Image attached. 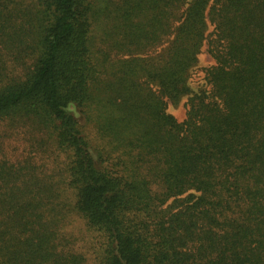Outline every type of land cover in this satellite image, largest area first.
<instances>
[{
  "label": "trees",
  "instance_id": "1",
  "mask_svg": "<svg viewBox=\"0 0 264 264\" xmlns=\"http://www.w3.org/2000/svg\"><path fill=\"white\" fill-rule=\"evenodd\" d=\"M3 127L0 264H264V0H0Z\"/></svg>",
  "mask_w": 264,
  "mask_h": 264
},
{
  "label": "rangeland",
  "instance_id": "2",
  "mask_svg": "<svg viewBox=\"0 0 264 264\" xmlns=\"http://www.w3.org/2000/svg\"><path fill=\"white\" fill-rule=\"evenodd\" d=\"M212 63L213 60L203 50L189 80L193 92L206 88L204 69ZM185 100L186 98L176 106L168 105L167 111L177 120H182L185 116ZM3 131L7 135L2 134ZM0 133V156H2L1 152L4 151L8 159H14L21 152L22 148L23 151L19 154V157L31 154L32 150L29 149V142L25 141V133L23 131H9L3 127L0 129ZM36 160L39 163H43L48 168V171H61L63 168V156L51 153L50 150L45 153L39 150L36 153ZM62 231L64 232V236L69 239L72 249L85 256L86 264H96L95 255L101 250L100 244H102V239L96 232L87 227L85 221L80 216L75 214L70 215L62 227Z\"/></svg>",
  "mask_w": 264,
  "mask_h": 264
}]
</instances>
